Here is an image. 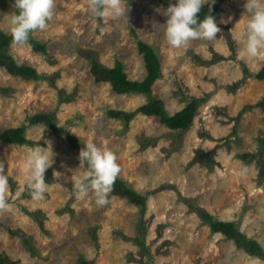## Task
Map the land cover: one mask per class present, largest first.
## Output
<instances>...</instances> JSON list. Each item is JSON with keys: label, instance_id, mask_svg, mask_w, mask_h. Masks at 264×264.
<instances>
[{"label": "rangeland", "instance_id": "obj_1", "mask_svg": "<svg viewBox=\"0 0 264 264\" xmlns=\"http://www.w3.org/2000/svg\"><path fill=\"white\" fill-rule=\"evenodd\" d=\"M176 0H124L126 16L98 19L89 0H54V15L31 45L9 46L19 64L49 79L26 80L0 67V132L26 125L31 144L0 140V162L10 178L9 207L0 210V258L4 264H264L247 254L201 217L234 221L264 249V79L248 77L236 90L229 84L264 64L240 56L235 39L248 19L245 0H223L214 16L217 40H190L180 48L164 35L165 10ZM12 0H0V29L10 32ZM150 44L160 74L150 92L169 114L189 100L199 101L190 125L171 129L154 115L136 113L127 123L108 110L134 111L146 102L142 93H117L90 72V52L103 64L123 63L130 80L146 76L137 40ZM52 113L63 132L46 124L30 125L36 113ZM42 133V134H41ZM41 137V139H40ZM93 143L116 156L117 178L145 195L144 205L112 191L108 203H96L93 191L77 197L73 183L87 170L79 152ZM51 146L53 165L45 172L48 190L34 200L27 188L28 152ZM254 153L248 160L243 153ZM209 155L206 156V155ZM210 158V160H209ZM27 239L29 246L25 244Z\"/></svg>", "mask_w": 264, "mask_h": 264}, {"label": "clouds", "instance_id": "obj_2", "mask_svg": "<svg viewBox=\"0 0 264 264\" xmlns=\"http://www.w3.org/2000/svg\"><path fill=\"white\" fill-rule=\"evenodd\" d=\"M17 12L8 20L12 42L16 45H26L31 33L44 30L54 15V0H14ZM216 0H176L165 10L167 20L164 35L168 44L174 48L186 45L190 40H217L221 31L216 19L206 14L203 19L198 13L205 4L209 13ZM246 24L235 39L242 45L240 56L245 60H257L264 52V0H245ZM90 13L98 19L105 17L126 16L127 6L124 0H89ZM42 134V133H41ZM41 139V137H40ZM51 146L35 145L28 152L25 168L29 171L27 188L34 200L44 198L48 190L45 172L53 163ZM80 165L86 164L87 170L82 176L78 175L73 183V192L77 197L88 195L93 191L97 205L108 203V193L112 189L120 168L116 156L108 150H101L93 143H87L79 152ZM10 178L0 162V210H7L9 202L7 193Z\"/></svg>", "mask_w": 264, "mask_h": 264}, {"label": "trees", "instance_id": "obj_3", "mask_svg": "<svg viewBox=\"0 0 264 264\" xmlns=\"http://www.w3.org/2000/svg\"><path fill=\"white\" fill-rule=\"evenodd\" d=\"M14 2V0H12ZM169 0H159L162 4H167ZM223 0H216L212 5V11L209 13V6L205 4L198 13V17L203 19L206 14L216 15L219 10V6ZM15 4V2H14ZM15 12L17 9L15 7ZM12 42V36L9 33L0 29V67H3L8 73L20 76L26 80H38L49 79L47 75L40 74L38 71L26 64L17 63L12 55L9 54V46ZM28 43L35 51L45 52V44L35 40L30 34ZM138 51L142 54L144 64L146 68V76L141 80H130L127 78L124 71L123 63L120 60H115L113 65L108 67L103 65L94 54L88 52L87 57L90 60V72L94 76L96 81H107L111 84L112 89L117 93H142L145 94L147 100L145 103L139 105L132 112H125L122 110L115 111L113 109L108 110L107 114L111 117L121 118L127 123L136 113H142L145 115H154L159 118V121L165 124L171 129L185 130L191 123L193 116L198 107L199 101L195 98L189 100L179 111L173 114H169L164 107V102L157 97H154L150 88L153 82L158 78L160 74V60L155 49L148 43L138 39L137 40ZM242 77L232 84L227 85L231 91L236 90L248 77L253 76L256 79H264V64L255 73L249 71L245 63L241 62ZM30 125L36 123H44L53 132H63V128L55 124L54 116L52 113H36L28 119ZM26 125L17 127H9L0 132V140L16 144H31L32 141L25 136ZM262 149L264 150V143ZM206 156L209 157L207 154ZM242 159L248 160L254 157V153H243L240 155ZM210 160V158H209ZM264 175V163L261 161L259 170V176ZM112 192L125 197L129 202L144 205L146 197L141 193H138L134 189L128 187L124 181L116 178L112 185ZM201 217L209 223V227L213 232H219L223 234L227 239L231 240L237 248L244 250L247 254L256 257L264 258V249L257 242V240L248 237L242 232L234 221H223L212 218L207 212H200ZM25 244L29 246L27 239L24 240ZM79 262L81 264H92L89 261L80 257ZM0 264H4V261L0 258Z\"/></svg>", "mask_w": 264, "mask_h": 264}]
</instances>
